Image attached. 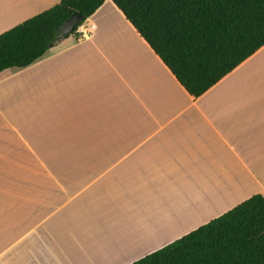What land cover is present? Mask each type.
<instances>
[{
    "label": "crops",
    "instance_id": "1",
    "mask_svg": "<svg viewBox=\"0 0 264 264\" xmlns=\"http://www.w3.org/2000/svg\"><path fill=\"white\" fill-rule=\"evenodd\" d=\"M77 34L0 71V264H129L264 196V44L193 97L111 0Z\"/></svg>",
    "mask_w": 264,
    "mask_h": 264
},
{
    "label": "trees",
    "instance_id": "2",
    "mask_svg": "<svg viewBox=\"0 0 264 264\" xmlns=\"http://www.w3.org/2000/svg\"><path fill=\"white\" fill-rule=\"evenodd\" d=\"M169 69L198 97L264 44V0H111ZM104 0H59L0 33V71L23 68L69 35ZM75 12L82 18L66 32ZM129 264H264V196Z\"/></svg>",
    "mask_w": 264,
    "mask_h": 264
},
{
    "label": "water",
    "instance_id": "3",
    "mask_svg": "<svg viewBox=\"0 0 264 264\" xmlns=\"http://www.w3.org/2000/svg\"><path fill=\"white\" fill-rule=\"evenodd\" d=\"M82 18V15L79 12L72 14L64 23L63 28L66 32L70 31L75 23H77Z\"/></svg>",
    "mask_w": 264,
    "mask_h": 264
},
{
    "label": "built area",
    "instance_id": "4",
    "mask_svg": "<svg viewBox=\"0 0 264 264\" xmlns=\"http://www.w3.org/2000/svg\"><path fill=\"white\" fill-rule=\"evenodd\" d=\"M77 29H78V28H77ZM81 34H82L83 36H85V35H86V32L81 31Z\"/></svg>",
    "mask_w": 264,
    "mask_h": 264
}]
</instances>
